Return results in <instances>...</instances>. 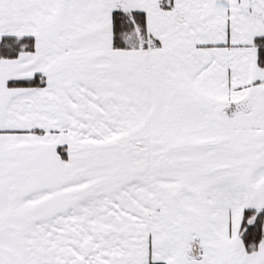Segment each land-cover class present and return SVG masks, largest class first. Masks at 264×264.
Segmentation results:
<instances>
[{
    "label": "snow or ice",
    "instance_id": "snow-or-ice-1",
    "mask_svg": "<svg viewBox=\"0 0 264 264\" xmlns=\"http://www.w3.org/2000/svg\"><path fill=\"white\" fill-rule=\"evenodd\" d=\"M0 264H264V0H0Z\"/></svg>",
    "mask_w": 264,
    "mask_h": 264
}]
</instances>
